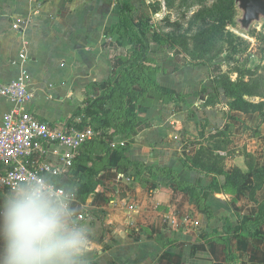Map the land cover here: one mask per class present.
I'll return each instance as SVG.
<instances>
[{
  "label": "crops",
  "instance_id": "obj_1",
  "mask_svg": "<svg viewBox=\"0 0 264 264\" xmlns=\"http://www.w3.org/2000/svg\"><path fill=\"white\" fill-rule=\"evenodd\" d=\"M3 4L0 8V82L26 77L34 99L25 108L41 121L64 124L88 96L90 84L106 81L122 63L125 48L109 33L117 14V1L3 0ZM16 23L19 25L17 29L13 27ZM160 52L157 60L162 71L158 74V81L162 89L166 93L186 95V102L192 110L196 114H205L211 125L214 124L212 120L218 115L216 111L212 112L213 106L205 104L206 92H203L208 80L205 67L187 66L186 61L181 62L172 50ZM21 53L26 59L19 58ZM14 107L13 102L0 94V124L4 115ZM226 107L221 109L225 111ZM143 112L145 119L137 132L129 138H122L120 146L127 147L124 155L145 165L171 168L181 180L204 184L205 175L185 168L181 162L194 155L199 145L182 146L179 142H169L166 135L170 130L165 126L163 112L158 107H149ZM239 113L244 115L241 119L246 120L247 125L249 117L256 116L258 126H264V117L258 113L248 116ZM189 119L186 115L175 118L177 126L182 120L191 130ZM225 124V121L221 123L220 130L228 131ZM263 136L260 134L252 140L259 143ZM231 139L228 150L238 146L236 138L232 136ZM111 147L115 146L111 144ZM252 149V152L256 151ZM109 160V168L98 176L99 185L95 192L76 205L81 208L79 213L86 212L88 217L85 222L92 235L91 264H160L165 249L156 241V236L166 232L168 219L177 222L180 217L185 218L187 226L182 231L176 229L175 240L190 248L188 257L193 262L189 264H198V259L207 253L200 245L197 252L191 246H195L193 237L202 230L198 225L193 229L189 224H193L194 212L198 222L204 214L193 202L190 203V197L164 177V184L159 189L154 187L155 191L150 194V183L143 186L144 183L118 172L117 155L112 154ZM143 179L150 181L147 175ZM153 182L158 184L159 181ZM6 192L0 190V195ZM213 194L206 191L203 196L208 199ZM210 207L214 219H217L212 204ZM167 252L173 255L178 250L167 249ZM181 262L179 260L178 264Z\"/></svg>",
  "mask_w": 264,
  "mask_h": 264
},
{
  "label": "rangeland",
  "instance_id": "obj_2",
  "mask_svg": "<svg viewBox=\"0 0 264 264\" xmlns=\"http://www.w3.org/2000/svg\"><path fill=\"white\" fill-rule=\"evenodd\" d=\"M115 1H117L118 8L112 25L122 19L121 10L127 4L130 8L123 17L130 31L136 29L135 25L140 19L148 20L147 24L145 23L143 26L147 25L148 37L151 40L149 56L153 65L159 66L157 59L158 54L161 53L160 50L169 49L181 62L185 60L187 66L201 65L207 70V86L203 87L206 92L204 98L210 106H213L212 112L216 111L218 115L216 119L212 120L214 124L211 125V121L208 116H204L205 114H196L192 110L186 102V95L174 93L171 95L172 99L159 100L160 102L150 106V108L158 107L159 111L165 115V126L170 130L166 135L167 140L179 142L182 146L199 145L202 153L206 154V161H208V157H214V153L218 152L221 155L226 153L224 150L215 152L216 144L223 145L217 141L228 140L226 136H217L218 132L224 131L220 128L221 123L225 121L230 137L236 138L238 146L230 149L229 155L225 156V160L222 161L223 167L228 171L234 167L248 171L250 166L257 168L258 165H263L264 136L261 137L259 143L253 142L252 138H257L260 134L264 135V126H258L256 116H250L248 119V125L252 127L245 123L246 120L242 121L241 117L244 115L230 108V98L226 97L224 90L219 86L222 76H228L234 81L240 79L251 87L252 94L244 95L247 100L258 102L264 99V23L253 26L249 33L240 32L235 22V18L240 13L235 8L234 0L232 2L231 0ZM3 6V0H0V8ZM231 36L235 37L233 45L238 46L236 54L233 53L234 46L227 43V39ZM115 37L117 39V36ZM238 37L241 41H237ZM160 72L157 73V79ZM222 106L228 107L224 111L221 109ZM147 108L144 107L145 110ZM179 115H186L190 118L191 130L182 120H180L181 124L177 126L175 118ZM105 132H107L106 135H104V130H101L99 135L106 136V139L114 146L120 145L122 138H126L122 134H112L108 129H105ZM155 137L157 138L158 134ZM247 139H250L251 143ZM252 148L256 151L252 152ZM201 174L205 175L204 183H208L212 178V175ZM251 177L250 175L246 182L248 186L239 193L219 192L214 193L208 199L205 197L207 201L209 200L208 203L214 207L217 219H214L215 216L208 219L203 215L202 220L198 222L197 213H193L195 214V217L192 218L193 224L189 225H193V229L194 225H198V229L202 231L198 236L193 237L192 241L195 242V246L191 247L195 252L201 247L207 253L206 256L198 259V264H264V226L255 235L244 233L238 236H234L232 231L227 234V229L224 227L226 221L230 227H233L241 224L247 218L253 217L258 211L259 205L264 202V190L262 191V189L251 196L249 187L254 185V180ZM149 178L150 181L143 179L141 182L144 183L143 186L150 183V194L164 184L163 177L151 175ZM219 178L223 181L222 177L219 176ZM153 181L159 182L155 184ZM78 202L80 203L81 200L76 198V205ZM190 203L193 204L192 201ZM192 207L197 209L195 206ZM78 209L80 212L81 208ZM83 213L84 218L81 221L87 223L85 222L88 219L87 214ZM169 221L171 219L165 223L166 232L157 237L158 243L165 249V255L160 257V264H178L179 260L182 261L181 264L193 262L188 257L190 248L185 247L184 242L179 243L175 240L176 229L182 231L187 226L185 218L180 217L177 222ZM167 246L170 247L167 248ZM167 249L178 250L176 252L178 254L173 252L171 255ZM179 255L182 257L179 258ZM155 256L156 254H154ZM91 259H93L92 255Z\"/></svg>",
  "mask_w": 264,
  "mask_h": 264
},
{
  "label": "trees",
  "instance_id": "obj_3",
  "mask_svg": "<svg viewBox=\"0 0 264 264\" xmlns=\"http://www.w3.org/2000/svg\"><path fill=\"white\" fill-rule=\"evenodd\" d=\"M232 2V0H231ZM129 5H124L121 13L125 16ZM117 24H111L110 35L117 36V40L125 48V54L121 57L122 63L117 70H113L110 77L104 82H93L90 84L88 96L83 103L75 110L65 125L75 126L78 129H92L94 138L87 141L76 153L72 166L64 174L56 175L62 182L75 186L76 198L85 201L93 194L99 185V174L109 168V158L112 154L118 156V172L129 175L136 182L143 181V177L160 176L169 180L176 188L187 194L190 200L208 218H214V212L206 202L204 192H227L236 194L243 190L250 175L254 185L249 187L251 196L264 187V163L259 167L250 166L248 171L234 167L228 171L223 167L225 156L229 155L228 147L232 143L230 133L226 130L218 132L217 136H226L228 140H219L215 149L226 151L221 155L214 153L206 161V154L201 148L192 156L182 160L185 168L196 170L201 173L212 175L208 183L196 185L181 180L176 173L168 167L145 165L140 161H131L125 155L126 146L111 147L106 136L101 137L100 131L110 130L112 134H122L129 138L133 136L138 127L144 121V107H150L160 102L167 101L174 93H166L157 79V73L162 71L158 65H153L149 53L151 51V40L148 37L147 19H140L135 25L136 29L130 31L125 18ZM234 36L227 39L228 45H233ZM237 41H241L238 37ZM233 53L238 52V46L233 45ZM154 61V60H153ZM152 62V64H151ZM224 90L226 97L230 98V108L243 114L258 113L264 117V99L258 102L247 100L244 95H251L250 85L238 80H232L228 76H222L219 88ZM203 92L205 90L203 89ZM206 105H210L208 101ZM238 152V151H236ZM97 154H100L97 156ZM222 177L223 181L219 178ZM143 183V182H142ZM227 222V221H226ZM224 223L227 234L234 232V236L240 234L255 235L264 226V202H262L256 214L245 221L230 227ZM156 236V241L157 237ZM158 242V241H157Z\"/></svg>",
  "mask_w": 264,
  "mask_h": 264
},
{
  "label": "clouds",
  "instance_id": "obj_4",
  "mask_svg": "<svg viewBox=\"0 0 264 264\" xmlns=\"http://www.w3.org/2000/svg\"><path fill=\"white\" fill-rule=\"evenodd\" d=\"M74 185L32 173L0 195V264H91Z\"/></svg>",
  "mask_w": 264,
  "mask_h": 264
},
{
  "label": "built area",
  "instance_id": "obj_5",
  "mask_svg": "<svg viewBox=\"0 0 264 264\" xmlns=\"http://www.w3.org/2000/svg\"><path fill=\"white\" fill-rule=\"evenodd\" d=\"M19 58L24 60L26 55L21 53ZM0 94L15 104L0 124V190L8 191L11 183L32 173L64 174L80 147L95 136L92 129L51 124L27 110L34 93L26 77L0 82Z\"/></svg>",
  "mask_w": 264,
  "mask_h": 264
},
{
  "label": "water",
  "instance_id": "obj_6",
  "mask_svg": "<svg viewBox=\"0 0 264 264\" xmlns=\"http://www.w3.org/2000/svg\"><path fill=\"white\" fill-rule=\"evenodd\" d=\"M240 13L235 22L240 32L249 33L253 26L264 23V0H234Z\"/></svg>",
  "mask_w": 264,
  "mask_h": 264
}]
</instances>
